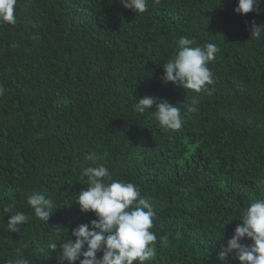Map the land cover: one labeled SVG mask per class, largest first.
I'll use <instances>...</instances> for the list:
<instances>
[{
    "label": "trees",
    "instance_id": "trees-1",
    "mask_svg": "<svg viewBox=\"0 0 264 264\" xmlns=\"http://www.w3.org/2000/svg\"><path fill=\"white\" fill-rule=\"evenodd\" d=\"M237 6L148 0L135 15L120 0H17L16 23L0 25V264L17 255L59 264L68 233L97 219L75 197L87 186L81 166L100 164L154 206L158 239L146 264H239L219 253L242 209L264 198V30L251 37L253 24L264 26V3L259 13ZM184 36L219 49L210 95L162 81ZM147 96L180 108L182 128L135 113ZM90 153L101 157L95 165ZM34 190L55 202L47 223L26 203ZM9 205L30 216L19 232L7 230Z\"/></svg>",
    "mask_w": 264,
    "mask_h": 264
},
{
    "label": "clouds",
    "instance_id": "clouds-1",
    "mask_svg": "<svg viewBox=\"0 0 264 264\" xmlns=\"http://www.w3.org/2000/svg\"><path fill=\"white\" fill-rule=\"evenodd\" d=\"M159 2L153 0V3ZM120 3L135 15L148 10V0H120ZM262 3L264 0H238L234 11L239 14L259 13ZM16 4L17 0H0V25L16 23ZM262 30L264 26L253 24L251 37H260ZM218 51L214 43L200 46L194 39L181 37L176 50L162 66V81L182 85L192 93L210 95L208 85L214 82V73L208 65L215 60ZM2 91L0 87V94ZM195 104L194 100L188 109L190 112L198 111ZM153 105L154 113L149 111ZM133 111L140 115L151 113L157 126L164 130L178 131L184 123L180 108L163 99L157 102L156 97L139 99ZM85 159L95 165L101 157L90 153ZM84 177L87 178V186L75 197V202L81 212L91 211L97 219L75 227L71 235L68 233V238L60 243L59 264H65V261L67 264L77 261L79 264H146L155 256L153 245L158 239L152 231L156 216L153 204L141 196L139 187L133 182L112 179L109 169L103 164L81 166V178ZM258 185L264 187V180L258 181ZM26 203L35 217L46 223L55 207L51 198L35 190L27 194ZM14 207L3 208L5 214L11 213L7 221V230L11 233L19 232V226L30 219L25 212L14 211ZM236 220L242 223L235 227L219 257L226 258L234 253L239 264H264V198L250 202ZM245 239H250L251 243L245 244ZM159 245L161 248L168 246L167 236L159 237ZM22 247L27 248L28 245ZM49 249L56 250L57 242H50ZM98 252L103 253L102 258H97ZM7 264H29V261L17 255Z\"/></svg>",
    "mask_w": 264,
    "mask_h": 264
}]
</instances>
